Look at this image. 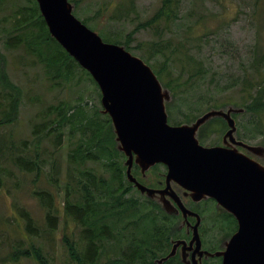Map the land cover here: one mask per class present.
Here are the masks:
<instances>
[{"label":"trees","instance_id":"16d2710c","mask_svg":"<svg viewBox=\"0 0 264 264\" xmlns=\"http://www.w3.org/2000/svg\"><path fill=\"white\" fill-rule=\"evenodd\" d=\"M68 1L75 8L81 2ZM208 3L220 4V0H193L192 7L185 10L182 0H159L153 14L141 21L133 16L138 13L136 0H117L108 11V20L130 23L132 29L124 34L119 30L100 32L105 39L97 34L103 41L122 45L127 51L139 50V57L151 67L170 95L165 102L170 124L190 123L207 110H225L230 106L232 112L241 110V116H256L253 121L241 119L239 139L264 144V52H257L258 43L247 65L226 85L225 93L209 92L211 86L204 83L207 68L190 47L198 52L202 45H221L217 38L227 21L222 13L209 10ZM6 5L11 7V13L5 21L8 23L5 47L23 48L40 65L48 81L57 78L55 86L66 82L79 65L50 35L36 0H0V7ZM257 5L258 0L254 3ZM106 8L103 3L93 14L77 18L94 31L96 27L89 21L103 16ZM177 25L181 30L175 40L169 30L174 31ZM141 31H148L151 38L133 45ZM89 78L97 87L90 75ZM97 91L100 96L98 87ZM22 96L21 87L7 74L0 52V191L9 184L19 185L14 169L22 174L34 173L36 177L43 172L56 189V194L46 189L33 191L44 212L42 221L22 203L14 204L24 244L12 247L5 261L52 264L53 258L43 247V239L47 238L50 245L57 242L63 247L67 256L63 264H185L179 249L163 259L174 240L189 237L186 228L180 226V216L165 210L128 180L125 155L117 148L111 120L102 113L101 104L88 108L79 101L67 106L63 103L47 106L32 124L31 138H16L7 128L19 117ZM77 99L82 100L81 96ZM253 124L255 132L250 127ZM197 138L205 142L207 137H203L200 129ZM151 171L159 174L164 169L156 164ZM132 174L144 183L137 164H133ZM188 202V208L201 216L199 233L203 250L217 251L218 243L236 231V220L212 199ZM213 228L219 235L209 240L214 235ZM202 258L203 264H221L220 256Z\"/></svg>","mask_w":264,"mask_h":264},{"label":"water","instance_id":"95a60500","mask_svg":"<svg viewBox=\"0 0 264 264\" xmlns=\"http://www.w3.org/2000/svg\"><path fill=\"white\" fill-rule=\"evenodd\" d=\"M36 2L50 35L97 84L101 111L109 115L117 148L127 157L128 180L147 196L171 195L187 225L188 216L196 218L188 244L185 240H174L163 259L175 254L180 246L182 254L191 251L187 264H203L200 261L203 255L220 256L221 264H264V167L236 148L205 147L196 138L201 124L221 116L229 126L224 140L228 138L255 151L256 147L235 140L230 115L234 109H212L192 124H169L165 101L170 95L149 65L124 46L103 41L73 14V5L68 0ZM134 162L142 170L163 163L167 167L166 186L158 190L140 184L131 174ZM171 181L186 190L193 201L211 197L234 216L237 229L224 242L223 250L213 253L201 250L200 216L184 206L171 190ZM162 205L168 212H178L168 202Z\"/></svg>","mask_w":264,"mask_h":264},{"label":"rangeland","instance_id":"374dc122","mask_svg":"<svg viewBox=\"0 0 264 264\" xmlns=\"http://www.w3.org/2000/svg\"><path fill=\"white\" fill-rule=\"evenodd\" d=\"M116 1L81 0L77 8H75L73 2L70 1V3L73 5L74 15L80 19L93 14L98 6L106 3L108 9L106 8L105 14L89 21L91 25L96 27L94 32L99 33L104 38L101 33L108 34L109 31L119 30L124 34L133 27L130 23L121 24L108 20V11L112 10L110 8L116 4ZM136 2L138 13L133 16L135 18L138 16L137 19L141 21L149 18L159 5V0H136ZM255 2L256 0H220V4L216 3L211 5L208 3L206 5L209 10L222 13V16L227 21L226 26L219 30L217 41H220L222 43L221 45L217 43H214V46L202 45L198 52L195 48L190 47L195 57L201 59L207 68L204 83L211 86L209 92L216 91L217 95H223L230 79L240 73L243 65H247L258 43L257 52H264V0H258L256 7L254 6ZM182 3L183 10H185L188 7H192L193 0H182ZM10 13L11 7L9 5H6L4 8L0 7V52L4 58L7 74L14 83L21 87L23 96L20 104L19 117L14 124L9 125L7 130L16 138H31V126L35 121H38L41 115L40 111L47 106L58 105L59 103L67 106L68 104H75L81 101L80 103L82 105L86 103L88 108L98 107L101 97V94L98 96V86L96 87L92 83L89 75L80 66L78 68L75 66L74 71L66 82L55 86L54 84H57V78L51 79V82L48 81L40 65L33 62L32 57L23 48L10 50L5 47V35L8 26V23L5 21L9 19ZM178 27L179 25L174 27V31L169 30L175 40L180 36L179 31L181 29L178 30ZM150 38L151 35L148 31H141L137 34L132 44L134 45L138 41H144ZM130 52L139 57V50L137 48L130 50ZM215 85L216 88L213 87ZM78 96H81L82 100H78ZM230 104L231 106H235L234 103ZM100 109L102 110L103 108L100 107ZM246 115L249 114L246 113ZM217 140L220 142L224 140V135ZM44 145H48L47 141H44ZM248 145L256 147L255 151L249 148L247 150L251 152V158L264 167L262 164V160H264V144L255 143ZM236 150L241 152L237 148ZM42 156L47 157V154H42ZM58 161L60 162V159ZM14 176L18 180L19 185L15 187L9 184L7 186L8 188H3L0 191V264H13L5 261L8 252L12 250V247H16L22 243L24 244L22 241L24 232L17 226L19 219L14 210V204L19 205L22 203L33 213L35 218L42 221L44 212L42 207L39 206V201L33 194V191L46 189L56 194V189L43 172L36 177L34 173L22 174L19 170L14 169ZM177 191L178 193L180 192V190ZM154 196L160 197L159 201L161 203H167L166 199L161 198L164 194L156 193ZM179 216L181 224H184L183 217L181 215ZM212 232L214 235L209 236V240H214L219 235L216 229ZM185 240L187 241L188 239ZM227 240L228 238L220 241L217 245V250L223 249L224 242ZM209 243L208 241L207 244L209 245ZM43 244L49 257L53 258L52 264H63L67 259L63 247L57 242L50 245V242L45 238L43 239ZM102 260H105V258L102 257ZM18 264L35 263L27 260L21 261Z\"/></svg>","mask_w":264,"mask_h":264},{"label":"flooded vegetation","instance_id":"af4514ba","mask_svg":"<svg viewBox=\"0 0 264 264\" xmlns=\"http://www.w3.org/2000/svg\"><path fill=\"white\" fill-rule=\"evenodd\" d=\"M217 105H219V106H223L224 105V103H216ZM223 109V108H222ZM207 111H209V110H207ZM207 111H205V112H207ZM233 114H238L237 116H233ZM241 114H243V112L241 111V110H235L234 112H232L231 113V117H232V119L234 120V126H235V131H234V133H233V136H234V138H235V140H238V141H242L244 144H246V145H248V144H250V145H253V144H255V142L254 141H251V140H249L250 142H248V141H244V140H242V139H239V137H238V133H239V130H240V121H241V119L242 120H246L247 119V116H241ZM217 117V118H216ZM218 117H220V118H218ZM248 118H249V120H251V121H253V120H256V116L255 115H253V116H251V117H249L248 116ZM197 119V118H196ZM195 119V120H196ZM209 119H214V120H209ZM208 119V123H203V124H201L199 127H198V129H197V132H196V137H197V133H198V131L201 129V132H202V135H203V137H207L206 139H205V142H200L199 140V144L200 145H202V146H205V147H213V146H227V147H229V148H237L238 150H240L241 152H243V153H246V155L247 156H250V157H252V155H251V152H249L247 149L248 148H246L245 146H243V145H237L236 143H234L233 141H230L229 139H227L226 141L225 140H221V142L219 141V140H217L218 138H220L222 135H224L225 133H226V131L229 129V126H228V124L226 123V120L223 118V117H221V116H215V117H211V118H209ZM194 120V121H195ZM194 121H192V122H190V123H186V124H192ZM203 125V126H202ZM202 126V127H201ZM250 127L252 128V132H255V125L253 124V125H250ZM200 128V129H199ZM242 130V129H241ZM198 139V138H197ZM217 140V141H216ZM256 144H258V143H256ZM125 155V154H124ZM127 159V157H126V155H125V160ZM133 164H136L135 162L133 163ZM133 164H132V167H133ZM156 164H160V165H162V167H163V169H164V172H161L160 171V173L158 174V172H154V171H151V169L153 168V166H155ZM156 164H154V165H152V166H150V167H148V168H146V169H144V170H142V168L138 165V167H139V170H140V172H141V175H142V177H144L145 178V180H144V183H142L141 181H139L138 179H137V177L136 176H134L133 174V176L136 178V180L140 183V184H142V185H144V186H146V187H148V188H152V189H158V190H160V189H163L165 186H166V182H165V175H166V172H167V167L163 164V163H156ZM262 164L264 165V160H262ZM132 167H131V173H132ZM125 172H126V169H125ZM136 187V186H135ZM137 188V187H136ZM170 188H171V190L174 192V193H176L177 195H178V198L181 200V202L188 208V201L189 200H191V201H193L192 199H191V197L189 196V193L186 191V190H184L180 185H178V183H176V182H174V181H171L170 182ZM138 189V188H137ZM177 190H180V192L178 193V191ZM142 194H144L145 196H147L146 195V193L144 192V193H142ZM159 195V194H158ZM148 198H151V199H155L156 201H158L159 203H161L160 201H159V199H160V197H155V196H147ZM161 198H163V199H166V201L173 207V208H175V209H177V211L178 212H176L175 210L173 211L174 213H177L178 215H181V212L178 210V208H177V204L175 203V201L172 199V197H171V195H169V194H167V193H165L164 194V196L163 197H161ZM212 199L214 202H215V204L218 206V207H220V209H222V210H224L221 206H219L217 203H216V201L213 199V198H211V197H206V198H203V199ZM202 199V200H203ZM201 201V200H200ZM193 202H195V201H193ZM197 202H199V201H197ZM189 209V208H188ZM219 209V210H220ZM189 210H191V209H189ZM192 211V210H191ZM226 211V210H225ZM196 212V211H195ZM198 213V212H197ZM229 213V212H228ZM231 214V213H230ZM200 215V214H199ZM182 216V215H181ZM233 216V215H232ZM189 217H191V218H193V220H191V219H189ZM188 217V221H189V225L187 226L186 225V222H184V224L182 223L181 224V220H180V226H183V227H185L186 228V233L188 234V238H186V239H188L186 242H187V244H188V242H189V238L191 237V234H192V229H191V225L192 224H194V222H195V217H193V216H189ZM234 217V216H233ZM235 219V218H234ZM184 220V219H183ZM236 220V219H235ZM200 224H201V216H200ZM200 224H199V226H198V233H199V228H200ZM236 224H237V222H236ZM204 228H205V226H204ZM214 229H216V228H213V230ZM199 237H200V240H202L201 239V235H200V233H199ZM180 240H183V239H180ZM202 242V241H201ZM194 246V245H193ZM180 247V246H179ZM179 249V248H178ZM202 249H204L203 247H202V243H201V250ZM223 249H224V247H223ZM180 250V249H179ZM222 250V249H221ZM182 256L184 257V260H183V258H182ZM190 256H191V251H188V250H186V253H184V254H182V252H180V257H181V260L183 261V262H185V264H187L186 262H190ZM197 257V256H196ZM202 257H204V256H202ZM201 257V263H203V258ZM221 260H222V258H221ZM221 263V262H220Z\"/></svg>","mask_w":264,"mask_h":264},{"label":"bare ground","instance_id":"6f19581e","mask_svg":"<svg viewBox=\"0 0 264 264\" xmlns=\"http://www.w3.org/2000/svg\"><path fill=\"white\" fill-rule=\"evenodd\" d=\"M202 166H204V165H202Z\"/></svg>","mask_w":264,"mask_h":264}]
</instances>
